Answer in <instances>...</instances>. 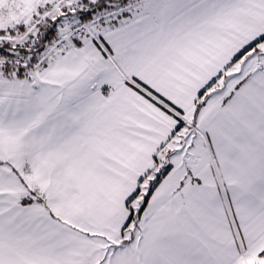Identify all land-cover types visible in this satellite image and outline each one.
Here are the masks:
<instances>
[{"label":"snow or ice","instance_id":"1","mask_svg":"<svg viewBox=\"0 0 264 264\" xmlns=\"http://www.w3.org/2000/svg\"><path fill=\"white\" fill-rule=\"evenodd\" d=\"M0 264H264V0H0Z\"/></svg>","mask_w":264,"mask_h":264}]
</instances>
